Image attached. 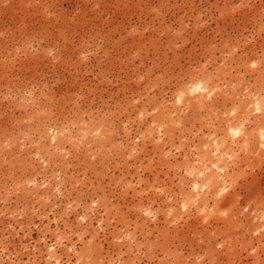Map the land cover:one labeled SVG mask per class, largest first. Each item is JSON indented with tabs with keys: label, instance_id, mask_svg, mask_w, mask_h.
Returning <instances> with one entry per match:
<instances>
[{
	"label": "rangeland",
	"instance_id": "374dc122",
	"mask_svg": "<svg viewBox=\"0 0 264 264\" xmlns=\"http://www.w3.org/2000/svg\"><path fill=\"white\" fill-rule=\"evenodd\" d=\"M0 264H264V0H0Z\"/></svg>",
	"mask_w": 264,
	"mask_h": 264
}]
</instances>
